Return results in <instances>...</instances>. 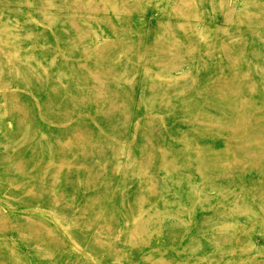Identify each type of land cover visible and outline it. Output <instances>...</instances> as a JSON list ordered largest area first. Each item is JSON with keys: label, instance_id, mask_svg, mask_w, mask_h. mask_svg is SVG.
Listing matches in <instances>:
<instances>
[{"label": "rangeland", "instance_id": "374dc122", "mask_svg": "<svg viewBox=\"0 0 264 264\" xmlns=\"http://www.w3.org/2000/svg\"><path fill=\"white\" fill-rule=\"evenodd\" d=\"M0 264H264V0H0Z\"/></svg>", "mask_w": 264, "mask_h": 264}]
</instances>
